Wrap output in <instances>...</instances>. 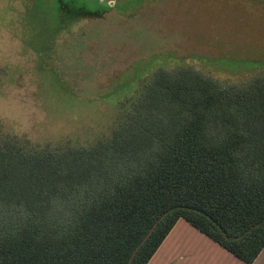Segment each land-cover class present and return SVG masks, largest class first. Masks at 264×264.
I'll return each mask as SVG.
<instances>
[{
  "label": "trees",
  "instance_id": "obj_1",
  "mask_svg": "<svg viewBox=\"0 0 264 264\" xmlns=\"http://www.w3.org/2000/svg\"><path fill=\"white\" fill-rule=\"evenodd\" d=\"M90 1L99 9L55 0L52 28L112 9ZM118 117L88 145L2 131L0 264H148L179 219L253 263L264 248V76L221 86L157 69Z\"/></svg>",
  "mask_w": 264,
  "mask_h": 264
},
{
  "label": "rangeland",
  "instance_id": "obj_2",
  "mask_svg": "<svg viewBox=\"0 0 264 264\" xmlns=\"http://www.w3.org/2000/svg\"><path fill=\"white\" fill-rule=\"evenodd\" d=\"M99 1L112 7L101 18L64 17L53 29L55 0H0V137L9 131L51 148L93 143L157 69L188 67L221 86L264 76V0ZM22 34L53 59L46 63ZM150 260L244 264L185 221Z\"/></svg>",
  "mask_w": 264,
  "mask_h": 264
},
{
  "label": "crops",
  "instance_id": "obj_3",
  "mask_svg": "<svg viewBox=\"0 0 264 264\" xmlns=\"http://www.w3.org/2000/svg\"><path fill=\"white\" fill-rule=\"evenodd\" d=\"M180 221H185L184 219H179V220H177V222L174 224V226L172 227V229L170 230V232L167 234V236L165 237V239L163 240V242L161 243V245L158 247V249L157 250H159L160 249V247L163 245V243L165 242V240L166 239H168L169 238V236L171 235V233L174 231V229H176L177 228V226L180 224ZM186 223H188L187 221H185ZM189 224V223H188ZM191 227H193L191 224H189ZM195 228V227H194ZM196 229V228H195ZM198 230V229H197ZM199 231V230H198ZM200 232V231H199ZM200 233H202V232H200ZM203 234V233H202ZM203 235H205V234H203ZM206 236V235H205ZM207 237V236H206ZM209 238V237H208ZM210 239V238H209ZM211 240V239H210ZM213 241V240H212ZM216 243V242H215ZM217 244V243H216ZM218 245V244H217ZM220 246V245H219ZM221 247V246H220ZM223 248V247H222ZM191 249H192V247L190 246V248H186L185 249V253H184V258L185 257H187L188 255H190V251H191ZM156 250V251H157ZM156 253V252H155ZM154 253V254H155ZM154 254H153V256H154ZM153 256L151 257V259L153 258ZM262 258H264V248L261 250V252L259 253V255L256 257V259L253 261V263H251V264H261V263H264V262H262ZM239 260V259H238ZM151 261V260H150ZM239 261H241V260H239ZM242 262V261H241ZM243 263V262H242ZM245 264V263H244Z\"/></svg>",
  "mask_w": 264,
  "mask_h": 264
}]
</instances>
